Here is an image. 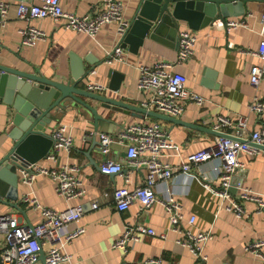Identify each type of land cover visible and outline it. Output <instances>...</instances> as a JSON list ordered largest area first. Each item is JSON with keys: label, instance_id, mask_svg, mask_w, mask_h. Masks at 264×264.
<instances>
[{"label": "crops", "instance_id": "0c3cea01", "mask_svg": "<svg viewBox=\"0 0 264 264\" xmlns=\"http://www.w3.org/2000/svg\"><path fill=\"white\" fill-rule=\"evenodd\" d=\"M7 1L13 7L5 24L0 26V64L69 82L73 78L75 62L76 71L81 74L78 87L89 90V81L98 82L106 86V89L92 92L134 105L139 110L155 111L143 106V101L150 98L152 93L149 90L140 91L137 87L140 66H152L159 61H175L178 53L177 40L171 47L147 39L137 54L127 48V62L109 64L105 58L119 42L116 23H106L95 35H89L66 28L62 20H20L16 16L15 5L28 0ZM100 1L63 0L62 4L66 11L78 15H93L98 11ZM120 1L124 7V18L130 21L139 0ZM263 12L264 2L248 0L243 15L226 19H244L246 25L230 31L217 25L222 21L218 16L210 25L198 30L190 29L186 23H182L180 30L191 31L197 36V41L193 55L179 69L187 77V87L207 99L204 105L187 103L185 113L177 117L187 125L81 96L102 117L96 121L93 113L86 107L67 101L63 110L53 115L47 130L52 135L54 127L62 124L66 127V134L72 136L73 146L69 150L56 151L53 145L47 156L38 162L49 168H59L65 164L75 165L79 169L76 174L87 190L86 194L68 203L57 193L51 177L41 175L29 187L21 180V169H17V196L15 199L2 198L0 213L12 214L33 225L41 222V210L32 207L23 199L31 189L45 207L64 210L68 205L83 204V216L66 224L63 232L67 234L78 227H82L84 232L66 245L65 252L72 258L71 261L61 264H121L124 261L137 264L155 256H161L163 264H197L195 254L177 244V240L184 235L171 228L163 204L155 203L145 212H141L138 203L126 210H119L111 197L104 196V192L111 191L114 187L134 189L142 181L144 170L128 168L126 146L118 140L112 142L107 152H103L98 137L86 135L91 131H106L116 135L129 124L159 122L178 148L177 154L172 150H165L164 159L178 169L188 154L216 142L219 135L213 129V121L217 115H227L234 119L245 115L249 119V128L257 127V114L250 111L249 104L254 98L264 100V73L257 85L251 83L254 69L264 68V60L257 55L260 42L264 39V25L261 22ZM27 24L45 31L46 39L32 46L23 44L20 30ZM111 68L124 75L118 90L110 88ZM92 69L96 72L91 73ZM14 112L13 107L0 96V160L14 144L11 138ZM54 153L56 159L48 158L49 154ZM106 159L121 162L125 166L123 173L103 174L100 166ZM240 159L244 167L233 179L232 194L237 195L240 192L236 186L240 181L243 187L264 196V150L257 155L242 153ZM194 172L178 179L159 182L157 192L164 195L168 189L174 191L182 205V226L195 232L212 230L213 238L205 247L207 264H264V247L263 256H258L246 248L250 243L264 239V210L259 211L258 204L251 200L241 201L245 211L242 216L227 209L229 200L223 199L206 185L208 182L211 187L220 186L221 180L216 174L214 160L202 162L194 167ZM94 200L100 202L96 209L91 206ZM192 215L196 216V221L191 225L188 219ZM129 222L145 224L155 229L158 234L164 232L166 238L158 234H142L140 241L133 243L128 253L123 254V251L113 247V243L121 237ZM2 245L4 235L0 233V247ZM47 249L48 246L43 249L45 253ZM37 264L47 263L45 259H40Z\"/></svg>", "mask_w": 264, "mask_h": 264}, {"label": "built area", "instance_id": "2783aa9c", "mask_svg": "<svg viewBox=\"0 0 264 264\" xmlns=\"http://www.w3.org/2000/svg\"><path fill=\"white\" fill-rule=\"evenodd\" d=\"M63 0H28L21 1L15 5L16 16L20 20L30 22L34 19L52 18L56 21L62 20L66 28L95 35L106 23L117 24L119 42L109 51L105 61L109 64L116 62H127L128 51L122 46L123 37L129 27V20L123 16V4L120 0H101L98 11L93 15H78L66 11L63 8ZM13 4L7 0H0V26L8 19ZM261 22L264 25V12L261 14ZM217 25L230 31L239 26L246 25L244 19L222 20ZM22 43L25 45H36L38 41L44 40L47 33L42 29L27 24L20 30ZM197 36L189 30H180L177 39L178 53L175 61H159L152 66H140V75L137 87L140 91H151L150 98L143 101V106L157 112L168 113L172 116H182L186 111L188 102L204 105L206 97L187 87V77L179 69L193 53ZM257 55L264 60V39L260 42ZM96 70L92 69L91 73ZM264 73L263 67H256L252 73L251 83L257 85ZM89 90H104L106 86L89 81ZM251 112L257 114V127L249 128L248 116L239 115L236 119L219 114L213 121V129L218 132L227 133L230 136H218L216 142L211 146L188 154L178 169L164 159L165 150L178 153V148L169 137V133L162 127L161 123H134L123 127L116 135L106 131L89 132L86 137H98L100 149L107 152L113 141L126 146L127 166L131 169H142L144 175L142 181L134 189L127 187H114L111 191L104 192L105 197H111L119 210H126L133 204L138 203L141 212L147 211L155 203L164 205L171 228L181 232L184 236L177 240L181 247L189 249L197 257V264H207L208 256L205 253L206 243L213 238L212 230L193 231L182 226L184 216L182 205L177 200L174 191L168 189L166 194L157 192L159 182H167L178 179L188 174L195 173L194 167L202 162L212 159L215 161V171L220 177V186L211 187L206 185L223 199L229 200L227 209L233 210L238 216L245 211L241 205L242 200H251L258 204L259 211L264 210V196L243 187L242 183H236L240 192L233 195L231 192L233 179L244 167L240 156L242 153L257 155L261 153L264 146V100L254 98L250 104ZM54 148L71 149L73 138L66 134V127L57 124L52 130ZM48 158L56 159V154H49ZM125 166L116 160L106 159L100 166L103 174L123 173ZM78 167L65 164L59 168H49L39 162L31 163L21 168V180L27 186L32 187L37 177L46 175L55 182L57 193L69 203L72 199L86 194L87 190L79 176L76 174ZM128 181V177L126 178ZM23 199L29 204L41 210L42 220L38 224L23 222L9 213H0V233L4 235V245L0 247V264H37L40 261V252L48 246L45 253L47 264H61L71 261V256L65 252L66 245L84 232L82 227L73 232L65 234L63 228L66 224L79 220L84 212L83 204L68 205L64 210H56L45 207L35 196L31 189ZM93 209L100 206V202L94 200L91 204ZM196 216L192 215L188 222L194 224ZM142 234L157 235L155 229L147 227L142 223H127L120 238L113 247L127 254L133 243L140 241ZM166 238V233L158 234ZM264 239H258L249 245L247 249L258 256H263L262 249ZM121 264H132L127 261ZM137 264H163L161 256L149 257Z\"/></svg>", "mask_w": 264, "mask_h": 264}, {"label": "water", "instance_id": "95a60500", "mask_svg": "<svg viewBox=\"0 0 264 264\" xmlns=\"http://www.w3.org/2000/svg\"><path fill=\"white\" fill-rule=\"evenodd\" d=\"M248 0H139L133 18L123 37L122 46L132 53H139L147 39L173 47L178 39L180 26L186 23L190 29L198 30L210 25L218 16L226 20L230 16L245 13ZM264 2V0H256ZM73 78L62 82L0 64V96L13 107L14 129L11 138L12 148L0 160V201L17 196V169L25 168L38 162L50 152L54 139L47 130L55 113L61 112L66 102L83 105L90 110L96 121L102 119L95 107L83 100L81 96L102 101L119 108L136 109L156 118L171 119L183 123L177 117L167 116L157 111H147L125 104L121 101L97 94L78 87L80 72L73 63ZM123 74L117 69H110V88L118 90ZM97 125V123H96ZM187 125V124H186ZM215 131V130H214ZM219 136H230L215 131ZM264 149V146H262ZM40 259H45L41 250Z\"/></svg>", "mask_w": 264, "mask_h": 264}]
</instances>
